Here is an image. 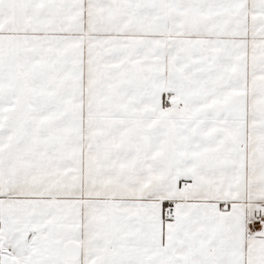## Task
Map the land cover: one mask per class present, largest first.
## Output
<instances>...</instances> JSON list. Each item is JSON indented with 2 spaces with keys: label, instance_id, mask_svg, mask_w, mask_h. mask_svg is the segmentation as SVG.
<instances>
[{
  "label": "snow or ice",
  "instance_id": "obj_1",
  "mask_svg": "<svg viewBox=\"0 0 264 264\" xmlns=\"http://www.w3.org/2000/svg\"><path fill=\"white\" fill-rule=\"evenodd\" d=\"M0 264H264V0H0Z\"/></svg>",
  "mask_w": 264,
  "mask_h": 264
}]
</instances>
